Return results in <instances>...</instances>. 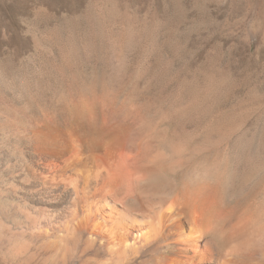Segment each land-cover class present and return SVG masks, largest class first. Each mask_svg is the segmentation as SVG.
Segmentation results:
<instances>
[{
    "label": "bare ground",
    "instance_id": "bare-ground-1",
    "mask_svg": "<svg viewBox=\"0 0 264 264\" xmlns=\"http://www.w3.org/2000/svg\"><path fill=\"white\" fill-rule=\"evenodd\" d=\"M51 78L0 74L22 101L0 116V228L63 264H264V142L215 143L230 127L194 96L158 114Z\"/></svg>",
    "mask_w": 264,
    "mask_h": 264
},
{
    "label": "rangeland",
    "instance_id": "rangeland-1",
    "mask_svg": "<svg viewBox=\"0 0 264 264\" xmlns=\"http://www.w3.org/2000/svg\"><path fill=\"white\" fill-rule=\"evenodd\" d=\"M42 70L50 91L93 75L118 105L152 113L194 96L200 118L208 109L230 127L215 143H249L252 154L264 142V0H0V74ZM16 105L0 83V116ZM34 242L0 228V264H63Z\"/></svg>",
    "mask_w": 264,
    "mask_h": 264
}]
</instances>
